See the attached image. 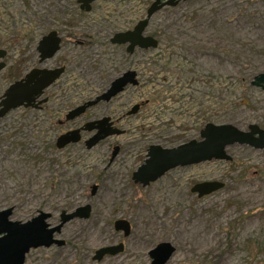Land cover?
Here are the masks:
<instances>
[{"label":"rangeland","instance_id":"obj_1","mask_svg":"<svg viewBox=\"0 0 264 264\" xmlns=\"http://www.w3.org/2000/svg\"><path fill=\"white\" fill-rule=\"evenodd\" d=\"M151 4L97 0L84 12L78 0H0V50L8 53L0 99L40 66L38 44L53 30L61 50L41 67L66 68L42 109L19 108L0 120V211L13 208L11 220L19 222L47 212L55 225L63 211L92 207L88 220L65 225L58 238L66 246L33 249L25 264H151L149 253L161 243L176 248L167 264H264V150L235 144L226 150L229 161L178 167L147 187L132 179L150 146L200 141L207 124L264 129V90L252 86L264 74V0L180 2L151 18L145 35L158 40L156 49L128 54L110 43ZM127 71L139 85L60 125ZM104 117L120 120L125 134L87 150L84 133L80 143L56 148L59 136ZM214 181L224 188L202 198L191 192ZM121 219L131 225L128 237L114 229ZM121 243L123 253L93 259Z\"/></svg>","mask_w":264,"mask_h":264},{"label":"water","instance_id":"obj_2","mask_svg":"<svg viewBox=\"0 0 264 264\" xmlns=\"http://www.w3.org/2000/svg\"><path fill=\"white\" fill-rule=\"evenodd\" d=\"M97 0H78L80 10L90 12L92 5ZM152 4L147 10L146 17L139 21L133 30L119 32L113 35L110 43L117 46L126 45L127 52L133 54L139 48L141 50L156 49L158 40L153 36L145 35L151 18L165 7H176L180 2L188 0H151ZM62 38L53 30L44 36L38 44L39 64L54 58L61 50ZM7 52L0 50V72L6 64ZM66 68L55 69L35 68L23 78L12 83L0 99V120L10 112L19 108H34L47 101L41 100L45 90L51 87L64 73ZM139 85L137 73L127 71L116 78L109 88L94 100L87 101L83 105L72 109L66 116L67 121H72L83 116L86 111L102 102H110L129 86ZM252 86L264 90V74L254 78ZM140 105H136L127 115L132 116L139 112ZM110 117H104L96 121H89L81 129L69 131L57 139L56 148L61 150L71 144H78L82 140V132L94 133L85 142L87 150L93 149L107 138L124 135L125 132L115 128ZM200 141L192 140L175 148H163L159 145L149 147L143 164L133 173L135 184L143 187L149 186L162 178L166 173L178 167L209 162L212 160H226L227 148L232 145L249 146L255 150H264V129L257 125L249 126L247 132L239 130L233 125L207 124L200 132ZM120 148L115 147L111 161L119 154ZM224 183L204 182L194 185L192 193H197L199 198L209 196L224 188ZM98 186L91 187V195H95ZM13 208L0 211V264H25L26 256L32 249L50 248L52 246L64 247L65 241L58 238L63 227L75 219L88 220L92 215L91 205L78 207L74 212L63 211L60 221L56 226L49 223L52 215L47 212H39L33 219L27 222L12 221ZM114 229L125 237L131 234V225L126 220L114 222ZM124 245L100 248L95 252L94 260L101 261L106 256H115L123 253ZM176 251L170 243L158 244L151 250L149 257L151 264H167Z\"/></svg>","mask_w":264,"mask_h":264},{"label":"flooded vegetation","instance_id":"obj_3","mask_svg":"<svg viewBox=\"0 0 264 264\" xmlns=\"http://www.w3.org/2000/svg\"><path fill=\"white\" fill-rule=\"evenodd\" d=\"M132 30H133V29H132ZM128 31H129V30H128ZM58 34H59V32H58ZM59 36L61 37L60 34H59ZM147 36H148V35H147ZM61 38H62V37H61ZM62 41H63V40H62ZM61 46H62V44H61ZM123 46L126 47V52H127V46H126V45H123ZM137 49H139V48H137ZM135 51H136V50H135ZM135 51H134V52H135ZM127 53H128V52H127ZM128 54H129V53H128ZM7 55H8V53H7ZM7 55H6V57H7ZM6 57H5V58H6ZM2 61L4 62V59H3ZM4 63H5V62H4ZM44 63H45V62H44ZM5 64H6V63H5ZM39 65H40V64H39ZM6 67H7V66H5V68H6ZM62 67H64V66H62ZM5 68H4L3 70H5ZM37 68H43V67H41V65H40V66L37 67ZM57 68H59V67H57ZM34 69H35V68H34ZM48 69H50V68H48ZM54 69H55V68H54ZM3 70H2V71H3ZM2 71H1V72H2ZM1 72H0V73H1ZM61 77H62V76H61ZM61 77H60V78H61ZM60 78H59V79H60ZM59 79H58V80H59ZM58 80H57V81H58ZM57 81H56V82H57ZM14 82H15V81H14ZM14 82H13V83H14ZM56 82H55V83H56ZM55 83H54V84H55ZM111 83H112V82H111ZM111 83H110V85H111ZM54 84H53V85H54ZM53 85H52V86H53ZM110 85H109V86H110ZM49 88H50V87H49ZM49 88H48V89H49ZM108 88H109V87H108ZM108 88H107V89H108ZM48 89L45 90V93H46V91H47ZM107 89H106V90H107ZM106 90H105V91H106ZM105 91H104V92H105ZM124 91H125V90H124ZM124 91H123V92H124ZM45 93H44V95H45ZM120 94H121V93H120ZM44 95H43V97H44ZM43 97L40 99V101H41V100H44ZM46 103H48V100H47L45 103L41 104V105L39 106L38 109H42V106H43L44 104H46ZM83 104H84V103H82L81 105H83ZM79 106H80V105H79ZM96 106H97V105H96ZM141 107H142V105L140 104V109H141ZM92 108H94V107H92ZM25 109H28V108H25ZM30 109H34V108H30ZM90 109H91V108H90ZM90 109H88V110L86 111V113H85L83 116H85V115L87 114V112H88ZM140 109H139V110H140ZM70 111H71V110H70ZM70 111H69V112H70ZM69 112H68V113H69ZM129 112H130V111H129ZM129 112H128V113H129ZM68 113H67V114H68ZM128 113H127V114H128ZM67 114L65 115V121H60V122H59L60 125H63L64 122H71V121H67V120H66V116H67ZM127 114H126L124 117H128ZM7 115H8V114H7ZM7 115H6V116H7ZM6 116H5V117H6ZM83 116H81V117H83ZM78 118H80V117H78ZM76 119H77V118H76ZM76 119H74V120H76ZM111 119H112V118H111ZM74 120H72V121H74ZM112 121H113V123H114L113 126H114L115 128L120 129V128H119L120 120H114V119H112ZM88 122H89V121H88ZM86 123H87V122H86ZM86 123H84L83 126L78 127L77 129H81V128H83V127L85 126ZM68 132H69V131H68ZM66 133H67V132H66ZM84 133H87V134L89 135L88 139H90V138L94 135L95 132H93V133L82 132V140H81V141H83V137H84L83 134H84ZM114 137H115V136H114ZM116 137H118V136H116ZM88 139H87V140H88ZM107 139H108V138H107ZM87 140L84 141V144H85V142H86ZM85 147H86V146H85ZM95 147H96V146H95ZM117 147H118V146H117ZM119 148H120V147H119ZM86 149H87V148H86ZM113 150H114V149H113ZM119 153H120V152H119ZM118 155H119V154H118ZM111 157H112V156H111ZM114 160H115V159H114ZM114 160H113V161H114ZM113 161L110 160V163H112ZM168 173H169V172H168ZM166 174H167V173H166ZM166 174H165V175H166ZM165 175H164V176H165ZM132 178H133V176H132ZM59 221H60V220H59ZM58 223H59V222H58ZM58 223H56V224L53 225V226H56ZM64 227H65V226H64ZM64 227H63V228H64ZM62 230H63V229H62ZM65 246H66V242H65Z\"/></svg>","mask_w":264,"mask_h":264},{"label":"bare ground","instance_id":"obj_4","mask_svg":"<svg viewBox=\"0 0 264 264\" xmlns=\"http://www.w3.org/2000/svg\"><path fill=\"white\" fill-rule=\"evenodd\" d=\"M82 238H83V239H87V236H86V235H83Z\"/></svg>","mask_w":264,"mask_h":264}]
</instances>
